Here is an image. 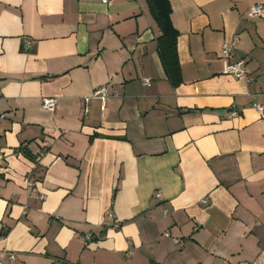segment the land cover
<instances>
[{
    "label": "crops",
    "instance_id": "1",
    "mask_svg": "<svg viewBox=\"0 0 264 264\" xmlns=\"http://www.w3.org/2000/svg\"><path fill=\"white\" fill-rule=\"evenodd\" d=\"M169 2L176 84L147 0H0L5 264H264V0Z\"/></svg>",
    "mask_w": 264,
    "mask_h": 264
},
{
    "label": "built area",
    "instance_id": "2",
    "mask_svg": "<svg viewBox=\"0 0 264 264\" xmlns=\"http://www.w3.org/2000/svg\"><path fill=\"white\" fill-rule=\"evenodd\" d=\"M102 2L104 3H108L109 0H102ZM250 12L253 16H260L262 14V10H264V5H262L261 3H252L250 4ZM237 43V39L236 38H231L228 39L226 41H224L220 47V57L223 60V64H224V68L223 71L225 73L228 74H232L236 77H245L247 78V71L245 68V61L243 58H238L236 60L231 61V56L233 54V49L235 47ZM31 43H28L27 46H30ZM151 82L150 77L146 76L142 78V83L144 85H149ZM108 92H107V85L103 84L101 86L96 87L92 94L87 95L85 98V100H88L90 96H95V97H99L101 98L103 101L105 100L106 96H107ZM56 105V98L55 97H44L42 99V103H41V107L47 110H52L54 109ZM255 108L258 111H262L264 110V104L261 103H254ZM155 194L157 196H159V191H155ZM43 197V195H41ZM93 235L92 231H87L86 233H84V238L86 241L90 240L91 237ZM5 255V258L9 261L14 260L15 255L13 252L10 251H4L3 253ZM0 264H5V259L2 258V256H0Z\"/></svg>",
    "mask_w": 264,
    "mask_h": 264
},
{
    "label": "trees",
    "instance_id": "3",
    "mask_svg": "<svg viewBox=\"0 0 264 264\" xmlns=\"http://www.w3.org/2000/svg\"><path fill=\"white\" fill-rule=\"evenodd\" d=\"M161 34L157 38V49L162 65L173 84L181 81V68L177 58L178 31L171 21L169 0H147Z\"/></svg>",
    "mask_w": 264,
    "mask_h": 264
}]
</instances>
